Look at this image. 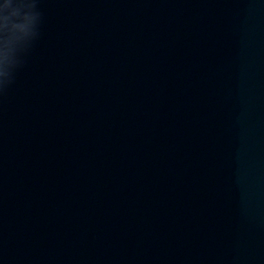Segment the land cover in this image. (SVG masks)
Instances as JSON below:
<instances>
[{"label": "clouds", "instance_id": "obj_1", "mask_svg": "<svg viewBox=\"0 0 264 264\" xmlns=\"http://www.w3.org/2000/svg\"><path fill=\"white\" fill-rule=\"evenodd\" d=\"M12 11L5 15L0 13V19L8 21L10 17L16 18L19 23H14L13 27H25L26 22L30 20H37L39 14L33 11L35 4L32 0H16Z\"/></svg>", "mask_w": 264, "mask_h": 264}]
</instances>
